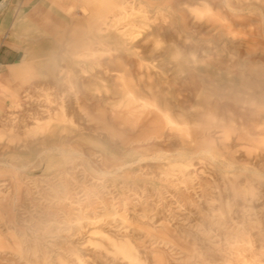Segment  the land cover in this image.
<instances>
[{
    "label": "rangeland",
    "instance_id": "rangeland-1",
    "mask_svg": "<svg viewBox=\"0 0 264 264\" xmlns=\"http://www.w3.org/2000/svg\"><path fill=\"white\" fill-rule=\"evenodd\" d=\"M42 5L8 31L0 264H264V0Z\"/></svg>",
    "mask_w": 264,
    "mask_h": 264
},
{
    "label": "crops",
    "instance_id": "crops-1",
    "mask_svg": "<svg viewBox=\"0 0 264 264\" xmlns=\"http://www.w3.org/2000/svg\"><path fill=\"white\" fill-rule=\"evenodd\" d=\"M37 11L47 12L46 7L42 5V0H9L3 9L0 8V64L4 69L0 77L5 80L7 86L9 79L5 71L18 65L23 57L19 39L12 33L8 34L9 28L12 27V21L16 15L23 14L32 18ZM4 94L6 90L0 88V109L3 107Z\"/></svg>",
    "mask_w": 264,
    "mask_h": 264
},
{
    "label": "bare ground",
    "instance_id": "bare-ground-1",
    "mask_svg": "<svg viewBox=\"0 0 264 264\" xmlns=\"http://www.w3.org/2000/svg\"><path fill=\"white\" fill-rule=\"evenodd\" d=\"M109 1V0H108ZM118 1V0H117ZM103 2V1H102ZM106 1H104L105 3ZM100 3V2H99ZM106 4H108V2H106ZM115 4V3H114ZM109 5V4H108ZM80 6V5H79ZM105 6V5H104ZM94 7V6H93ZM126 7V5L124 6V3H122L121 1H119L116 5V9L113 11V12H117V11H122V9H124ZM102 8V7H101ZM106 9V8H105ZM89 10V9H88ZM91 10V9H90ZM80 11V10H79ZM88 15V14H87ZM91 15V14H90ZM106 16V15H105ZM115 15H110L109 17H107L103 23H102V26L104 27H100L99 30L104 32V33H107V35L111 36V25L110 23H112L114 20L112 19ZM86 18V17H85ZM76 19V18H75ZM86 22V21H85ZM94 26V25H93ZM89 27V26H88ZM97 30V29H96ZM99 32V31H98ZM91 50V49H90ZM65 57V56H64ZM0 88H2V90H7L9 87L7 86L5 80H3L1 77H0ZM130 96H132L131 93H129ZM10 101V100H9ZM143 102V101H142ZM13 104V103H12ZM145 108H148L149 106H151L148 102L144 101L143 102ZM163 118L165 120V122L169 123V124H172L174 123V121L171 119L170 115L167 113V112H163ZM263 134V133H262Z\"/></svg>",
    "mask_w": 264,
    "mask_h": 264
}]
</instances>
